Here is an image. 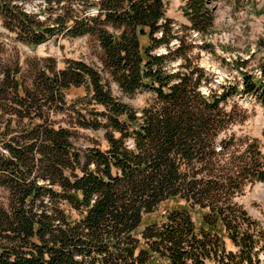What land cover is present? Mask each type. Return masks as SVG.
I'll use <instances>...</instances> for the list:
<instances>
[{"label": "trees", "instance_id": "1", "mask_svg": "<svg viewBox=\"0 0 264 264\" xmlns=\"http://www.w3.org/2000/svg\"><path fill=\"white\" fill-rule=\"evenodd\" d=\"M214 1L188 0L190 30L212 33ZM29 2L41 8L28 12ZM92 5L90 17L86 0H0V264H258L264 236L236 197L264 182V161L256 142H238L232 128L244 112L227 100L264 104V70L258 79L242 61V82L219 94L165 0ZM56 32L97 36L101 66L23 56L19 43ZM162 45L168 52L155 53ZM176 60L177 71L166 68ZM115 84L155 96L137 109ZM84 130L101 135L81 142Z\"/></svg>", "mask_w": 264, "mask_h": 264}, {"label": "rangeland", "instance_id": "2", "mask_svg": "<svg viewBox=\"0 0 264 264\" xmlns=\"http://www.w3.org/2000/svg\"><path fill=\"white\" fill-rule=\"evenodd\" d=\"M98 1L86 0V4L89 5L88 16H95L98 13V7L92 5ZM187 2L188 0H165L167 16L172 20L175 30L182 37L187 38V44H192L189 51L191 59L193 63H197L207 70L211 88L220 94L223 92L224 86H234L241 83L243 77L237 66L244 60L248 62L246 68H243L244 71H249L258 79L263 78L264 0L214 1L211 4L215 16L214 26L212 33L207 36H202L189 29L191 22L189 17L184 14V6ZM39 8H41L39 2L26 4L28 12H37ZM112 29L113 27L109 26V30ZM0 31L8 35L2 26H0ZM160 35V33L157 34V36ZM143 38V40H147L146 36ZM10 40L17 42L13 39ZM170 43L171 47H177L179 41L172 39ZM204 44H208V48H204ZM19 47L23 56H52L57 59L60 67L65 66L66 59L84 60L90 64L101 66L104 53L99 38L90 34L72 37L65 33L56 32L42 44L30 46L19 43ZM154 52L157 54L167 53L168 47L159 46ZM179 67L180 60L172 61L166 66L171 71H177ZM203 89L209 91L207 86H204ZM114 93L137 109L145 107L155 96L149 89L128 95L123 93L117 84L114 85ZM79 94V90L69 92L68 98L73 100ZM235 103L239 105L245 117L242 122L233 126L232 132L235 133L238 142L244 148L256 142L264 161V104L256 96L242 93H238L227 100L228 108L231 109ZM98 135L101 133L84 130L82 131L81 142H88L89 139L96 138ZM236 201L244 206L260 228V234L264 236V182L248 183L244 191L236 197ZM175 205L174 202L163 205L160 211L147 217L146 222L159 220L166 210ZM193 216L195 221L199 223L201 212L194 211ZM225 243L228 251L237 252L228 238H226ZM259 248L261 252L258 264H264V237Z\"/></svg>", "mask_w": 264, "mask_h": 264}, {"label": "water", "instance_id": "3", "mask_svg": "<svg viewBox=\"0 0 264 264\" xmlns=\"http://www.w3.org/2000/svg\"><path fill=\"white\" fill-rule=\"evenodd\" d=\"M142 32V31H141ZM142 34H144L143 32H142Z\"/></svg>", "mask_w": 264, "mask_h": 264}]
</instances>
